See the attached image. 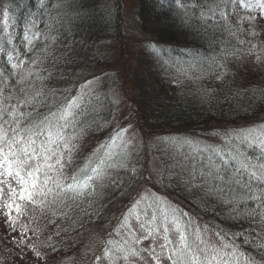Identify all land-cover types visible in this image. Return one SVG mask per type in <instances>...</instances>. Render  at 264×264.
I'll return each instance as SVG.
<instances>
[{
    "label": "trees",
    "instance_id": "obj_1",
    "mask_svg": "<svg viewBox=\"0 0 264 264\" xmlns=\"http://www.w3.org/2000/svg\"><path fill=\"white\" fill-rule=\"evenodd\" d=\"M5 1L10 24L9 35L5 31L0 35V48L3 49L0 51V73H3L0 76V88L4 89V96L13 97L10 102H6L12 104L43 89L47 97L43 107L25 106L22 109L24 113L31 112L33 118H37V113L41 116L47 114L53 96L59 99L81 94V86L87 80L84 77L85 70L93 68L101 60H107L105 57V60L97 59L98 56L95 58L100 46L112 38L122 41L127 47L130 45L119 36L118 28L112 29L118 19L109 9L114 8L117 14V2ZM217 4H220V0H135L131 28L134 38H137L134 40L135 65L131 69V80L139 97L140 112L137 115H141V124L150 134L166 133L184 137L186 133H208L212 130L213 135L209 134L207 145H201V149H219L225 158L242 153L237 160L223 166V182L208 179L209 184L223 188L224 192L208 194L209 188L204 186L205 181L199 176V162L202 161L201 155L206 157L209 153H198L199 157L193 159L192 167L187 170L190 175L180 177L178 170L182 165L178 162V156L173 157L171 152L161 151L157 147L158 156L161 155L162 191L170 197L176 196L175 204L178 205L177 213L181 221L188 223L190 229L199 228L205 241L212 237L214 243L222 241L235 244L240 252L259 261L264 258V249L259 247L264 244V228L260 225L258 215L253 217L250 213L261 202L247 199L243 194L248 193L249 188L252 194L264 191V180L252 179L249 175L252 169L240 171V164L264 165V151L254 144H242L239 139L229 142V137L241 129L264 125V70L260 64L253 65L254 73L244 68L247 63L251 66L249 62L255 60V54L250 55L249 51L251 45H257L258 41H255L257 36L247 34L250 29L246 23L238 24L237 15H244V10L237 6L234 13L232 5L216 9ZM221 10L227 14V19L220 15ZM109 15L111 22L107 19ZM237 27L243 31L232 35ZM26 30L42 33L34 41L32 51L27 50L29 45L24 39ZM52 37H55V41ZM9 38L11 44L8 43ZM241 40L245 43H239ZM257 53L262 54L261 51ZM9 55L13 57L11 63L25 61L16 75H12ZM37 58L40 62L32 64ZM217 65L228 67L223 78H217ZM29 71L33 74L23 83H17L20 75H27ZM93 91L88 92L84 88L87 93L84 103L88 105V110L87 115L80 119L90 129L83 138L86 140L90 137L98 139L108 134L110 129L105 93L100 88L91 94ZM224 126L232 131L221 130ZM227 142L230 146L228 151L223 152L221 148ZM186 147L192 148V145ZM82 152L74 154L72 164L65 168L66 176L82 167L86 160L80 159L84 154ZM203 164L207 167L208 161H203ZM116 171L111 173L119 176L125 174L124 171ZM194 171L196 177L192 179ZM105 200L95 197L91 204L86 200L57 202L50 206L52 223L47 224L46 228L41 226L42 230H39L37 222H32L30 230L28 221L26 226L29 231L24 235L29 241L40 240L38 249L45 250L44 253L48 255L44 259L45 264H57L52 258L65 255H79L81 258L78 261L82 263L78 264H100L95 260V255L103 256V250L108 246L106 242L112 240L113 246L117 234L107 231L102 234L100 238L105 242L104 249L95 254L100 243L95 247L86 232L106 222H101L99 218L103 209L111 206L112 200ZM260 212L264 213V207L260 208ZM113 219L108 220V223L112 224ZM23 242H26L25 238ZM169 248L172 249V245ZM21 249L25 251L23 245ZM168 254L169 251L167 257ZM137 258L131 257L128 262L115 260V264H140ZM181 259L186 260L187 257L174 260L180 264ZM172 261L169 260L168 264H172ZM103 264H109V260L104 258Z\"/></svg>",
    "mask_w": 264,
    "mask_h": 264
},
{
    "label": "snow or ice",
    "instance_id": "obj_2",
    "mask_svg": "<svg viewBox=\"0 0 264 264\" xmlns=\"http://www.w3.org/2000/svg\"><path fill=\"white\" fill-rule=\"evenodd\" d=\"M232 5L233 12L237 10V6L244 10V15H237L238 24L246 23L250 31L248 35L253 37L259 35L256 28L264 25V0H220V4L216 5V9L227 8ZM215 14V10L213 11ZM220 15L227 19V14L221 10ZM10 17L7 10L3 12V26L6 35H9L8 29ZM35 28V25H33ZM243 31L237 27L232 35ZM30 33V35H29ZM42 33L39 31L26 30L24 39L28 42V51L33 50L34 41L37 40ZM47 39V37H45ZM55 41V37H52ZM11 44V38L8 39ZM243 44L245 41L241 40ZM257 45H251L249 54H255L257 63H264V58L257 53ZM3 49L0 48V51ZM235 56V54L233 53ZM9 62L13 60L12 55L8 57ZM37 58L32 64L39 63ZM25 61L19 63H11L13 69L12 75L17 74V70L22 68ZM223 68L224 71H220ZM228 71L227 65H217V78H223ZM33 73L29 71L27 75L21 74L17 83H23ZM3 73H0L2 76ZM93 81H87L90 85ZM85 85L81 86V94L77 96L57 98L52 97V103L48 106V112L45 115L37 113V118H33L32 113H24L23 108L44 106L47 97L44 90L41 89L35 95L27 96L17 103L10 102L13 97L11 95L4 96V89L0 88V203L5 210L4 215L7 222L15 231L16 220L12 213L16 216L26 215L29 209L33 213L39 210L43 216L51 205L65 203L66 201H91L97 196V189L102 187L103 180L114 170L130 171L133 177L136 169L130 168L129 157L131 142L127 139L126 133L128 129H117L107 141L98 144L93 149L92 154L83 161L82 167H79L70 175H65V168L73 162L74 154H79L80 141L88 135L90 129L86 123L80 118L87 115L88 105L84 103ZM78 129V130H77ZM239 139L240 143H250L261 148L264 151V125L241 129L234 136L229 137V142ZM175 142V141H174ZM185 144H191L184 141ZM197 152L209 153L207 157L208 165L201 168L199 176L205 181L204 186L209 188V193L220 192L224 189L209 184L208 179L224 181L223 166L237 160L242 153L230 155L225 158L221 155L219 149L207 147L197 148ZM195 169V165L193 166ZM252 171L249 173L252 179L257 181L264 180V165H250L247 162H241L240 171ZM196 174L193 172L192 179ZM13 182L15 186H13ZM238 184L239 181L237 180ZM247 199L258 200L261 203L257 209L250 213L251 216L260 220V225L264 228V213L260 212V208L264 207V191L243 194ZM231 203V201H222ZM238 202V200H237ZM151 209V215H149ZM176 209H170L160 203L159 200L149 201L148 197L140 196L134 200L122 218V226L129 228V235L132 242L136 245L142 241L151 239L153 244L148 248L137 249L129 245L128 240H124L121 247H108L112 245V240H108V246L103 250V256L96 255L95 260L103 264L104 258L109 260V264H115V260L122 259L128 262L131 257H138L143 260L141 252H148L156 264H159V256L155 254V248L158 238L163 240L159 247L162 250L169 251L168 259L172 260L174 256L187 257L181 259L180 264H264V258L257 261L255 257L248 256L247 253L240 252L235 244H227L222 241L214 243L205 241L201 230L190 229L188 223L181 221L177 215ZM236 210H233V214ZM135 219L141 235L137 236L135 230L131 229L129 221ZM28 229L25 228L24 232ZM170 234L176 236V240L170 238ZM217 235H220L217 233ZM247 242V241H246ZM20 243H23V234ZM169 245H174L170 249ZM50 246V245H48ZM37 257L43 258L41 252L36 245H29ZM264 249V244L259 245ZM120 253V255H117ZM199 253V254H197ZM115 257V260L113 259ZM172 264H177L176 260Z\"/></svg>",
    "mask_w": 264,
    "mask_h": 264
},
{
    "label": "rangeland",
    "instance_id": "obj_3",
    "mask_svg": "<svg viewBox=\"0 0 264 264\" xmlns=\"http://www.w3.org/2000/svg\"><path fill=\"white\" fill-rule=\"evenodd\" d=\"M106 2L111 4H114V2L118 3L117 14L114 8L109 9L110 12L113 13L114 17L117 16L118 19L117 24L114 23L115 25L112 29L118 28L117 31L119 32V36L122 37V39L124 38L127 40L130 45L127 47V45L122 43V41H118L115 38L110 39L107 44L100 46L97 50L98 54L95 56V58L98 56L97 59L105 60V57L107 60L103 62H101V60L93 68L87 71L85 70L84 77L87 80L84 85L86 90L89 92V90L91 91L93 89L94 91L91 92V94H94L100 88L105 93V109L109 110L110 129L108 130V134L102 135L98 139L90 137L91 134H89L90 139H83L80 141L79 152L83 150L82 153H84L80 156V159H87L98 144L107 141L117 129L122 127L128 129L126 136L131 142L129 166L130 168H135L136 173L133 177L130 171L118 170L124 171L125 174H122L121 176L116 173L109 174L103 180V186L97 189L96 198L101 200L103 199L105 202V198H108L109 202L113 198L114 199L111 202V206L107 209L104 208L101 212L102 214L99 220L101 219V222H106L98 224V226H96L97 228H90L91 230L89 229L90 231L86 232L87 238L90 237L89 241L94 244L95 247H98L100 243V246L97 248V252L95 254L101 253L104 249L103 244H105V242L103 243V239L100 237L102 234H106V231L107 233L115 232L117 234L116 240L118 241L116 242L115 240L113 246H111L113 248L124 246V240H128L129 245L137 249L148 248L149 245L153 244L151 239L142 241L139 245L134 244L131 236L128 234L129 228L122 226V218L124 213L131 206L132 202L140 196L148 197L149 201L159 200L161 204L170 209H178V205L175 204L177 201L176 196H174V198L170 197L166 192L162 191L161 174L163 173L161 155L158 156V148L164 152H171L173 157L174 155L176 157L178 156V162L182 165V169L180 168L178 171L180 173V177H185L190 175V172L187 170H189V167H192L193 159L199 157L200 155L196 149H201V145H207V142L209 141L208 136H210L209 134L212 132L211 130L208 133L200 131L197 133H186L184 137H175L179 135L166 133L154 135L150 134V132L141 124V115H137V113L140 112L138 101L139 97L136 93L135 84L133 80H131V69H133L135 65L134 40L137 38H134L133 29L131 28V26H133L135 0H105V3ZM6 3L7 2L5 0H0V35L4 32L3 12L7 10ZM17 5L22 6L20 4ZM110 16L111 15H109L107 19H110L111 22ZM256 32L259 33L255 39V41L258 40L256 44L259 46L257 51H261V57L264 58V25L257 27ZM116 41L118 42L116 43ZM249 63L252 65H247L248 63L244 65L245 70H248L249 72L254 73V64H260L263 66L262 70H264V63H257L256 60L250 61ZM239 65L240 64L237 66ZM258 79H260V77ZM87 81H93V83L87 85ZM227 129L230 132L232 131L228 128V126L221 127V130ZM211 135L213 134L211 133ZM184 141L191 142L190 145H192V148H187L186 145L189 144L183 143ZM229 146V142H227L221 150H223V152L228 151ZM208 156L209 154L206 157L201 155V160L206 161ZM182 162L184 163L182 164ZM200 162L199 165L201 166ZM200 168L201 167H199V169ZM131 178L133 180H130ZM13 186H15L14 182ZM4 211L2 203H0V264H45L44 259L48 257V255L44 253L45 250L38 249L40 247L39 245H41L40 240L31 239L29 241L28 237H25L24 235V229H28L26 226L28 221L30 230V223L32 222H37V229L39 230H42V227L46 228L47 224L50 225L52 223L50 221L52 218L50 207L46 209L43 216H41L39 210L35 212L39 214H35L31 211V209H29V212L26 215L19 217H17L16 213L13 212V218L16 220L15 231H13V228L7 222ZM57 212L58 210L54 213L57 214ZM149 215H151V209H149ZM111 219H113V222L112 224H109L108 220ZM129 223L131 225V229L135 230L136 235H141L135 219H131ZM22 234L23 239L25 238L26 242L20 243ZM170 238L174 241L176 240V236L173 234H170ZM210 238L211 240H209L213 241L212 237ZM162 243L163 240L158 238L153 247L155 248V254L159 256V264H168L169 260L166 256L167 251L162 250L159 247V244ZM33 244L36 245L43 258L37 257L32 249L27 248L29 245ZM21 245L24 246L25 251L21 249ZM172 248H174V245H172ZM140 255L144 257L143 260L139 258L136 259L140 260V264H156V261L149 256L148 252H141ZM80 258L81 257L79 255H65L62 258L55 257L52 259L56 261L57 264H78L82 263L81 261H78ZM176 258L177 257L174 256L172 259L174 260Z\"/></svg>",
    "mask_w": 264,
    "mask_h": 264
}]
</instances>
